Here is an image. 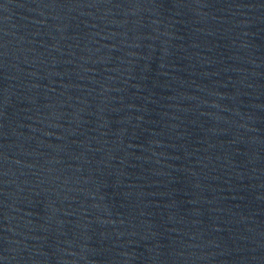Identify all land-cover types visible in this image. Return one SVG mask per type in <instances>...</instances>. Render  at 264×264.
<instances>
[{
    "label": "water",
    "instance_id": "95a60500",
    "mask_svg": "<svg viewBox=\"0 0 264 264\" xmlns=\"http://www.w3.org/2000/svg\"><path fill=\"white\" fill-rule=\"evenodd\" d=\"M0 264H264V0H0Z\"/></svg>",
    "mask_w": 264,
    "mask_h": 264
}]
</instances>
